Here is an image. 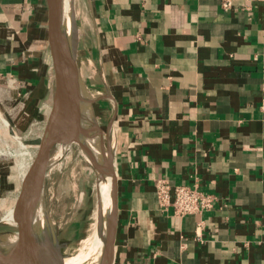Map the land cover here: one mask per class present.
I'll return each instance as SVG.
<instances>
[{
    "label": "crops",
    "instance_id": "crops-1",
    "mask_svg": "<svg viewBox=\"0 0 264 264\" xmlns=\"http://www.w3.org/2000/svg\"><path fill=\"white\" fill-rule=\"evenodd\" d=\"M74 13L81 95L96 90L113 148L111 264H264V0H74ZM46 24V0H0V141L28 161L54 92ZM159 178L217 203L164 211Z\"/></svg>",
    "mask_w": 264,
    "mask_h": 264
},
{
    "label": "water",
    "instance_id": "water-1",
    "mask_svg": "<svg viewBox=\"0 0 264 264\" xmlns=\"http://www.w3.org/2000/svg\"><path fill=\"white\" fill-rule=\"evenodd\" d=\"M46 6V28L54 76L52 106L36 153L22 175L11 206L15 216L6 223L0 222V228L5 226L7 229L0 230V264H64L68 258L64 252L69 245L68 240L53 238L44 230L40 217L44 210L46 178L61 161L69 145L75 142L80 126L83 130V107L86 102L81 95L76 67L78 32L74 0H46ZM92 127L99 136L98 141H101V135L106 137V161L110 174L115 176L111 182L110 210L104 222L98 221V225H104V231L101 227L99 229L103 234L99 264H111L117 211L116 173L111 166L113 148L109 144V128L104 134L93 123ZM101 158L103 161L104 156Z\"/></svg>",
    "mask_w": 264,
    "mask_h": 264
},
{
    "label": "rangeland",
    "instance_id": "rangeland-1",
    "mask_svg": "<svg viewBox=\"0 0 264 264\" xmlns=\"http://www.w3.org/2000/svg\"><path fill=\"white\" fill-rule=\"evenodd\" d=\"M90 57H94L91 47ZM86 72L90 73L91 77L92 70L90 67H88ZM90 85L94 86L91 81ZM95 91L93 88L88 90L90 103L86 107H83L82 119V129L87 136H90L92 141L88 140L87 144L85 143L86 146L84 143L72 142L61 161L47 176L45 184L44 210L41 213V222L44 230L51 233L53 238H57L59 241L63 239L68 240L69 245L64 251L68 255V258L76 257L83 251L85 246L87 247L86 242L88 238H91L94 233L93 229L96 231L98 229L96 226L98 225L97 201L99 197V182L91 158L102 161V155L105 156L107 154L104 150L107 142L104 135H101V141H98L100 140L99 136L93 129L94 126L92 127L93 123L99 129L101 126L105 128L104 120H102L103 122L100 125L99 119L95 118V102L98 97ZM12 141L17 143L15 140ZM23 145L25 144L23 143ZM15 150H17L16 144L14 147L11 141H0V169H2L0 171V222L4 221V223H6V220L3 217L12 206L17 196L22 175L31 162L28 159H22L20 156H17ZM21 154L25 155L26 152H21ZM102 175L104 188L110 190L112 179L109 177L106 168L102 172ZM107 212H103V222L105 221ZM103 229L101 228V231ZM0 230L5 231L7 229L4 226ZM99 262L100 256L97 257L96 264H99ZM85 263L95 264L92 260L83 259L82 257L75 261L71 259L68 264Z\"/></svg>",
    "mask_w": 264,
    "mask_h": 264
},
{
    "label": "built area",
    "instance_id": "built-area-1",
    "mask_svg": "<svg viewBox=\"0 0 264 264\" xmlns=\"http://www.w3.org/2000/svg\"><path fill=\"white\" fill-rule=\"evenodd\" d=\"M222 5L227 7L228 3L224 2ZM155 194L158 206L162 210L167 211L172 208L173 214L179 217L210 211L217 203L215 195L199 191L195 187L172 186L167 178L156 179ZM200 226L199 224L198 229Z\"/></svg>",
    "mask_w": 264,
    "mask_h": 264
},
{
    "label": "bare ground",
    "instance_id": "bare-ground-1",
    "mask_svg": "<svg viewBox=\"0 0 264 264\" xmlns=\"http://www.w3.org/2000/svg\"><path fill=\"white\" fill-rule=\"evenodd\" d=\"M83 100L86 102V104H88V100H90V99L84 97ZM86 106L87 105H85V107ZM5 125H7V122H5ZM74 140L78 141L80 144L84 143V145H85V143L87 144L88 140H91V138H90V136H87V134L83 130H81V126H80L79 132L75 135ZM19 144H20V147H22L21 143H19ZM88 150H86V151H88ZM91 160H92V164L94 165L95 171L97 173V179H98V182H99V186H98V196L99 197H98V201H97L98 202V207L97 208H99L98 212L99 211L101 212V213L99 212L100 214H99L98 217H100V220H98V221H102L101 219H102L103 212L104 211H109L110 207H111V195H110L111 189L107 190L106 188H104V184H103V180H102V178H103L102 172H104V169L106 168L107 171H108L109 177L112 179L113 176L110 174V167H108V162L106 161L107 160L106 155L104 156L103 161H98L97 159H94V158H91ZM111 182H112V180H111ZM14 216H15V214L13 215V213H12V207H10V209L7 210V212H6V214H5V216L3 218H4V220L8 221V220L13 219ZM98 226H99V228L97 229V231L93 229L94 233L92 234L91 238H88V240L86 242L87 243V247L85 246V249L83 251H81L76 257H70L67 260H65L64 264H68L69 260H71V259H79L81 257L83 259L90 260V257L92 255V252H93L94 248L97 249V252H95V256H97V257L100 256V246H101V240L103 238V234L100 232L99 229H100V227L101 228H104V227L102 225L101 226L98 225ZM94 228H95V226H94ZM95 237H97V242H96L97 244L94 247ZM97 257H96V259H94L93 263H95L97 261Z\"/></svg>",
    "mask_w": 264,
    "mask_h": 264
}]
</instances>
